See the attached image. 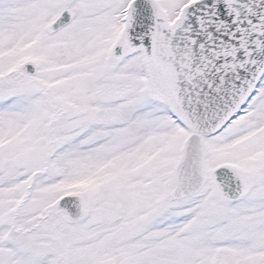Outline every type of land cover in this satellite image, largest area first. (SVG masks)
Wrapping results in <instances>:
<instances>
[{
	"label": "snow or ice",
	"instance_id": "snow-or-ice-1",
	"mask_svg": "<svg viewBox=\"0 0 264 264\" xmlns=\"http://www.w3.org/2000/svg\"><path fill=\"white\" fill-rule=\"evenodd\" d=\"M0 264H264V0H0Z\"/></svg>",
	"mask_w": 264,
	"mask_h": 264
}]
</instances>
